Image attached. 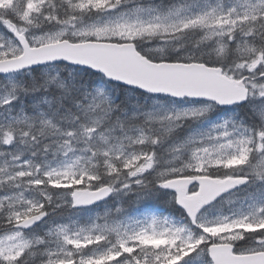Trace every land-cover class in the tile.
I'll use <instances>...</instances> for the list:
<instances>
[{
  "label": "snow or ice",
  "instance_id": "1",
  "mask_svg": "<svg viewBox=\"0 0 264 264\" xmlns=\"http://www.w3.org/2000/svg\"><path fill=\"white\" fill-rule=\"evenodd\" d=\"M0 264H264V0H0Z\"/></svg>",
  "mask_w": 264,
  "mask_h": 264
}]
</instances>
